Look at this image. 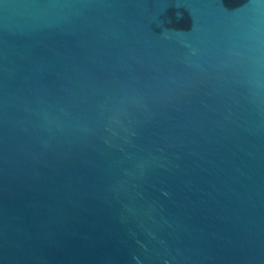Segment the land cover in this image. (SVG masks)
Returning <instances> with one entry per match:
<instances>
[{
	"label": "water",
	"instance_id": "water-1",
	"mask_svg": "<svg viewBox=\"0 0 264 264\" xmlns=\"http://www.w3.org/2000/svg\"><path fill=\"white\" fill-rule=\"evenodd\" d=\"M0 264H264V0H0Z\"/></svg>",
	"mask_w": 264,
	"mask_h": 264
}]
</instances>
